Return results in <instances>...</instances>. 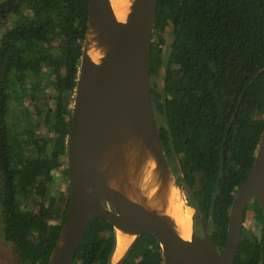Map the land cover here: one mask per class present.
<instances>
[{
  "label": "trees",
  "instance_id": "16d2710c",
  "mask_svg": "<svg viewBox=\"0 0 264 264\" xmlns=\"http://www.w3.org/2000/svg\"><path fill=\"white\" fill-rule=\"evenodd\" d=\"M87 14L88 0H0V213L17 264H47L66 216L53 171L68 176ZM153 38L150 87L167 164L221 251L264 127V0H158ZM248 210L260 233L242 228L232 264H264L263 215L252 200L243 222ZM115 246L112 224L94 217L72 264H110ZM123 264H164L155 236L140 234Z\"/></svg>",
  "mask_w": 264,
  "mask_h": 264
},
{
  "label": "water",
  "instance_id": "95a60500",
  "mask_svg": "<svg viewBox=\"0 0 264 264\" xmlns=\"http://www.w3.org/2000/svg\"><path fill=\"white\" fill-rule=\"evenodd\" d=\"M157 1L134 0L126 21H118L109 0H88L66 140L68 205L47 264H72L94 217L110 222L114 232L119 228L134 234L119 258L114 263L110 259V264H123L136 238L143 233L155 236L164 264H232L242 237L244 209L252 200L258 203L264 219V127L252 166L230 204L226 242L220 252L196 206L187 204L193 208V215L190 237L185 239L164 217L108 185L99 169L104 149L113 148L109 156L115 162L119 142L132 130L153 150L156 162L171 173L178 186L161 144L150 87V48ZM89 26L103 49L99 62L92 60L85 49ZM195 215L202 236L193 229ZM62 237L64 243L59 247Z\"/></svg>",
  "mask_w": 264,
  "mask_h": 264
},
{
  "label": "bare ground",
  "instance_id": "6f19581e",
  "mask_svg": "<svg viewBox=\"0 0 264 264\" xmlns=\"http://www.w3.org/2000/svg\"><path fill=\"white\" fill-rule=\"evenodd\" d=\"M109 1L116 19L126 21L134 0ZM85 49L92 60L100 61L103 49L94 37L91 26L88 27ZM118 146L119 158L115 162L109 156L113 148L104 149L101 155L99 169L104 172L106 183L154 210L164 217L180 236L189 239L193 209L185 203L171 173L156 162L153 150L141 142L136 132L132 130L126 132ZM184 203L189 207L187 211L184 210ZM115 236L116 247L111 256L112 263L134 239V234H129L119 228L115 229ZM63 243L62 237L59 247ZM58 253L57 250L56 255Z\"/></svg>",
  "mask_w": 264,
  "mask_h": 264
},
{
  "label": "rangeland",
  "instance_id": "374dc122",
  "mask_svg": "<svg viewBox=\"0 0 264 264\" xmlns=\"http://www.w3.org/2000/svg\"><path fill=\"white\" fill-rule=\"evenodd\" d=\"M3 28H5L4 25L0 27V34ZM48 78L52 79L51 73L48 75ZM31 80L32 78L27 79L28 82H30ZM51 92L52 91L50 90V93ZM30 112L32 113V111ZM36 121L40 123L41 119H37ZM44 131H45L44 127L40 125L39 132L44 133ZM65 163H66V158H65ZM53 173H54V180H53L52 187H53L55 195L58 193H62V192L68 193V176H65L63 171L60 170V168L54 170ZM180 192L186 203L187 201L186 193L181 187H180ZM185 203H184V210L187 211L189 207L186 205L187 203L186 204ZM31 204L32 205L34 204V199L31 201ZM2 226H3V223H2L1 213H0V264H17L14 245L10 241L5 240L3 236ZM243 228L245 232H248V233H253L255 235H258L260 233V223L254 218V215L250 210L246 212L245 220L243 222ZM242 238H244V235L242 236Z\"/></svg>",
  "mask_w": 264,
  "mask_h": 264
},
{
  "label": "flooded vegetation",
  "instance_id": "af4514ba",
  "mask_svg": "<svg viewBox=\"0 0 264 264\" xmlns=\"http://www.w3.org/2000/svg\"><path fill=\"white\" fill-rule=\"evenodd\" d=\"M66 167H67V164H66ZM182 178H183V176H181ZM183 181V183L185 184V185H187V183H186V181H184V180H182ZM69 190V189H68ZM196 232H197V234H199L200 236H202V231H201V227H200V224H199V220H198V223L196 224ZM218 250V249H217ZM218 252H220L219 250H218Z\"/></svg>",
  "mask_w": 264,
  "mask_h": 264
}]
</instances>
